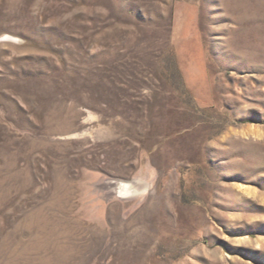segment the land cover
I'll return each instance as SVG.
<instances>
[{"label":"rangeland","instance_id":"obj_1","mask_svg":"<svg viewBox=\"0 0 264 264\" xmlns=\"http://www.w3.org/2000/svg\"><path fill=\"white\" fill-rule=\"evenodd\" d=\"M0 264H264V0H0Z\"/></svg>","mask_w":264,"mask_h":264},{"label":"bare ground","instance_id":"obj_2","mask_svg":"<svg viewBox=\"0 0 264 264\" xmlns=\"http://www.w3.org/2000/svg\"><path fill=\"white\" fill-rule=\"evenodd\" d=\"M251 128H252V127H251ZM250 130H251V129H250ZM252 131L255 132L254 129H253ZM257 134H258V132H257Z\"/></svg>","mask_w":264,"mask_h":264}]
</instances>
